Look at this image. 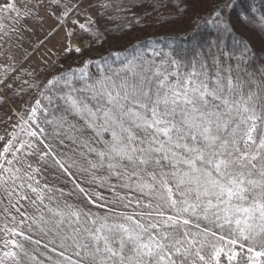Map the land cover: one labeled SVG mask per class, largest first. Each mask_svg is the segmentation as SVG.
<instances>
[{"label":"snow or ice","instance_id":"obj_1","mask_svg":"<svg viewBox=\"0 0 264 264\" xmlns=\"http://www.w3.org/2000/svg\"><path fill=\"white\" fill-rule=\"evenodd\" d=\"M196 3L0 0V264H264V48L238 35L242 0L164 47L129 38Z\"/></svg>","mask_w":264,"mask_h":264},{"label":"trees","instance_id":"obj_2","mask_svg":"<svg viewBox=\"0 0 264 264\" xmlns=\"http://www.w3.org/2000/svg\"><path fill=\"white\" fill-rule=\"evenodd\" d=\"M208 1V3H207ZM213 0H197V3L194 5V7L189 11L188 16L183 20L181 25L178 26H173V25H168L167 27H153V28H148L145 29L143 32H141V36L138 37H130V39H135V38H148V39H155L156 45L158 47H164L167 45L169 41V37L179 33L180 36H183L184 32H190L191 27H192V17L196 15L198 12H206L210 6ZM251 2L255 3V6L257 9L260 11H264V5L261 4V0H251ZM250 0H242V6L241 9L238 11L244 12L245 14L249 15L250 20L247 22V26L244 23H237V32L238 35L243 36L246 40H248L256 49L257 52L261 51L262 48H264V37H262L258 32L253 31L254 28L257 27L258 25V13L253 16V14L248 13L247 9L249 6ZM105 23V22H101ZM110 27L112 25H109ZM139 32V31H136ZM248 32V34H245ZM134 33V32H133ZM132 33H130L131 35ZM123 44L127 43V40L122 42ZM122 45L120 44H115L111 40L109 42L105 43L103 45V48L105 50L111 48L113 50L120 48ZM117 47V48H113ZM98 54V53H97ZM99 54H104L103 52H100ZM94 55V54H92ZM91 71H95V68H91ZM64 149H61L63 151ZM66 188V191L71 188V185H64Z\"/></svg>","mask_w":264,"mask_h":264},{"label":"rangeland","instance_id":"obj_3","mask_svg":"<svg viewBox=\"0 0 264 264\" xmlns=\"http://www.w3.org/2000/svg\"><path fill=\"white\" fill-rule=\"evenodd\" d=\"M207 3H208V1H207ZM253 16H255V15H253ZM245 34H248V32H246ZM138 36H141V32L139 31V32H134V33H132L131 35H130V37H138ZM113 48H117V47H113ZM92 54H94V55H97V53L96 52H93ZM28 99H34V97H31V98H28ZM4 112V110L3 109H0V114H2ZM10 114V113H9ZM3 118H6V117H3L2 115H0V119H3ZM14 119V118H13ZM8 127V125H6V124H4V123H0V135H2V134H4V130H5V128H7ZM10 130V129H9Z\"/></svg>","mask_w":264,"mask_h":264}]
</instances>
